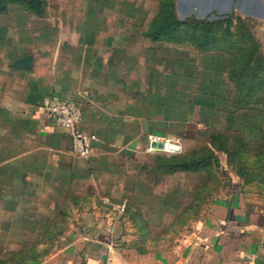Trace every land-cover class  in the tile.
I'll use <instances>...</instances> for the list:
<instances>
[{
  "label": "crops",
  "instance_id": "0c3cea01",
  "mask_svg": "<svg viewBox=\"0 0 264 264\" xmlns=\"http://www.w3.org/2000/svg\"><path fill=\"white\" fill-rule=\"evenodd\" d=\"M44 1L42 15L20 3L0 12V212L3 217L13 215L3 227L24 234L41 228L40 239L52 229L53 239L33 243L55 244L27 264H264V180L247 182L232 175L229 191L205 192L199 204L194 202L197 189L185 193L176 184L153 192L155 187L144 180L148 172L154 173L156 185L166 175L198 172L155 170L156 162L149 165L148 160L156 161L163 153L146 152L149 134L182 137L184 152H190L203 146L214 149L212 133L230 138L228 145L234 146L237 136L259 128L261 115L233 112L230 54L222 49L201 51L190 43L153 41L146 35L150 21L139 34L94 22L35 27L49 17ZM180 3L194 13L183 21L223 19L227 14L240 18L264 56V0H177L176 14L182 20ZM199 9L205 13L197 14ZM87 16L94 21L99 15ZM165 45L171 50L191 47L196 56L166 60ZM50 101L81 107L82 130L96 137L89 157L73 153L69 131L57 125L47 109ZM202 134L207 139L199 144ZM89 179L100 190L102 202L72 207L78 216L65 215L61 225L32 219L31 204L40 191L51 188L66 194L73 181ZM153 195L151 211L161 219L164 212L175 211L183 230L166 243L147 231L157 216L148 220L144 215ZM117 197H130L134 204L126 200L122 210Z\"/></svg>",
  "mask_w": 264,
  "mask_h": 264
},
{
  "label": "rangeland",
  "instance_id": "374dc122",
  "mask_svg": "<svg viewBox=\"0 0 264 264\" xmlns=\"http://www.w3.org/2000/svg\"><path fill=\"white\" fill-rule=\"evenodd\" d=\"M47 7L49 17L39 20L38 25H35V27H54L61 25V22H63V27H75L85 25L87 22H94L95 24L97 23L96 26L99 25L100 27L126 28L139 34L140 31L138 29L145 27L146 24L148 25L149 21L151 22V18L158 12L159 3L158 0H47ZM199 8H203V5H201ZM200 9L196 13L204 14L205 10ZM89 12L98 13V19L93 21L92 17L87 16V13ZM191 14L194 13L188 10V5H183L181 3L179 4L178 15L182 20L188 18ZM145 15L148 17L147 20H144ZM230 16L231 14H227L223 19H216L213 18L214 16H209L206 21H224L227 19L226 17ZM232 20L233 23L231 29L234 33L232 39L243 42L244 37L241 33H243L242 29L244 27V21H242L240 18H233ZM225 26L226 24L224 27ZM138 38L143 40V44L151 45L150 41L144 40L141 36L138 35ZM171 48L172 47L169 45H165L163 53L166 60L171 59L172 56H174L175 58L189 61L196 56L195 51L192 50L191 47L181 46L177 47L178 50H171ZM256 119L258 120V118ZM256 119H254V122L258 123ZM206 139L207 134L204 136L202 134L199 139V144L205 142ZM231 142L233 143L234 140L232 139ZM203 147L197 148L195 150H200ZM216 152L218 160L212 161L198 172L191 174H173L171 176L166 175L164 176L163 181L158 183V185L154 183L157 180L154 178V173L148 172L149 177L146 179L144 177V180L148 182L147 185L149 188L151 186H153V188L155 187L152 190L153 192H155L157 189L165 192L167 190L173 189L176 184L181 189H183L185 193L192 192L197 189L194 202L199 204L200 200L205 197L206 193L208 192L212 195H216L222 191H229V187L232 185V175L243 180L242 176L238 173L239 167L237 165H230L228 162H226L228 159L227 154L218 150ZM150 156L154 157L155 155ZM148 164H155V161L152 157L148 160ZM248 173L255 175L254 177L256 180H264V168L262 170L252 168V170H249ZM151 175H153V177ZM153 179H155V181ZM64 192H66V194L56 193L54 189L51 188L40 191L38 199L34 200V202L31 204L33 210L31 212L33 215L32 219H41L40 222L42 224L48 219H51L48 220V222L61 225V223L66 221L65 215H68L71 219H74L78 216L77 213L72 211V207H88L103 201V197L100 195L101 192L96 187L92 179H89V182L88 180L73 181L70 185H68V189L67 187L65 188ZM119 198L121 199V203H123L122 210L125 209L124 203H126V200H128L126 204L129 205L132 202L134 204V201L130 199V197H117V199ZM147 202L150 204L148 206L150 210L144 212V215L148 220H151L153 216L157 215L155 212L151 211L152 206L156 203V196L153 195V197L148 198ZM56 206H58L59 209L56 210ZM35 208H37V211H35ZM60 209H65L68 214L60 212ZM193 213L194 212H190L188 216L193 218ZM2 214L3 213L0 212V264L16 263V260L9 259L8 256H13L12 252L21 250L24 246V244H21L22 242H30L29 244H34L33 242H36L35 240H41L42 238L43 241L53 239L51 235L52 229L46 230L47 233L45 232L44 237L40 239V237H38V233L42 230L41 228L36 229L37 233L35 234H24L20 229L17 230L16 228L14 229L13 227L9 226L4 228L3 226L6 224L9 225L13 221V215L10 213H5L3 217ZM197 214H199L198 210ZM175 216L176 212L172 211L164 212L163 219H161V214L154 217L153 222L151 223L153 226L151 225L147 229L150 236L152 238L158 237L159 242L163 243L169 242L173 238L178 237L183 230L180 228V224L176 223ZM186 217L187 216H185V218ZM70 218L67 219L69 222ZM191 221L189 222L191 223ZM135 230L137 229L134 228L133 231ZM54 246L55 244L47 243L39 245L36 249L37 251L48 249V252H50ZM154 246L158 245L152 244V247Z\"/></svg>",
  "mask_w": 264,
  "mask_h": 264
},
{
  "label": "trees",
  "instance_id": "16d2710c",
  "mask_svg": "<svg viewBox=\"0 0 264 264\" xmlns=\"http://www.w3.org/2000/svg\"><path fill=\"white\" fill-rule=\"evenodd\" d=\"M176 1L159 0L158 12L149 24L147 37L153 41L190 43L201 51L226 50L230 54L229 76L235 87V94L231 99L233 112L246 111L248 116L247 112L252 111L258 116L261 115L260 126L251 128L243 136H237L234 146L228 145L230 138L212 133L210 137L214 149L206 146L179 155L160 154L156 156L154 168L164 174L200 171L216 160L214 150H218L227 154L230 165L239 167L238 173L247 182H252L256 180L255 175L248 171L252 168H264V56L259 42L252 36L246 24L241 33L244 41L233 40L232 17L216 22L180 20L176 14ZM10 3H20L38 15H42L46 9L44 0H0V12L7 11ZM245 121L247 122V118ZM39 245L24 244L21 250L12 252L13 256L8 258L17 261L13 264H27L48 254V249L37 251Z\"/></svg>",
  "mask_w": 264,
  "mask_h": 264
},
{
  "label": "built area",
  "instance_id": "2783aa9c",
  "mask_svg": "<svg viewBox=\"0 0 264 264\" xmlns=\"http://www.w3.org/2000/svg\"><path fill=\"white\" fill-rule=\"evenodd\" d=\"M47 109L55 123L69 131L73 142V153L80 157H89L92 151L91 142L96 137L83 132L81 107L72 102L50 101ZM147 144L146 152L149 154L179 155L185 150L183 138L176 136L149 134Z\"/></svg>",
  "mask_w": 264,
  "mask_h": 264
}]
</instances>
